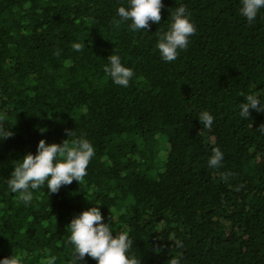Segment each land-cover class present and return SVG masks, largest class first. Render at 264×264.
Segmentation results:
<instances>
[{
	"label": "trees",
	"instance_id": "trees-1",
	"mask_svg": "<svg viewBox=\"0 0 264 264\" xmlns=\"http://www.w3.org/2000/svg\"><path fill=\"white\" fill-rule=\"evenodd\" d=\"M162 3L159 25L132 31L115 25L126 0H0V122L14 132L0 143V258L68 264L66 226L101 204L139 264H264V112L239 115L243 96L264 100V9L249 23L239 0ZM180 5L195 32L165 62L158 34ZM111 53L134 72L127 87L103 71ZM66 130L94 146L87 175L25 204L7 186L12 166Z\"/></svg>",
	"mask_w": 264,
	"mask_h": 264
},
{
	"label": "clouds",
	"instance_id": "clouds-1",
	"mask_svg": "<svg viewBox=\"0 0 264 264\" xmlns=\"http://www.w3.org/2000/svg\"><path fill=\"white\" fill-rule=\"evenodd\" d=\"M239 5V14L251 23L256 20L261 9H264V0H239ZM162 7V0H126V5H121L116 10L119 19L115 20V25L119 27L122 21H131L129 27L132 31L146 30L150 27V22L158 25L161 23ZM169 15L171 19L167 29L158 34L156 42L158 54L165 62L175 60L178 50L187 47L189 37L195 32V25L185 6L176 7ZM83 44L73 43L72 47L80 51ZM106 60L107 63L103 66L106 76L113 84L127 87L134 76L133 70L122 63L119 54L111 53ZM243 97L244 102L239 106L242 119L249 117L250 109L264 112V100L261 97L254 93ZM213 119L208 111L200 113L198 117L205 127H210ZM66 133L67 139L62 143H46L41 139L35 153L27 152L16 159L18 162L12 166L7 186L11 192L18 193L19 199L25 204L32 201L34 190L41 186L46 185L50 195L74 180L80 183L87 175V166L95 154L94 146L82 136L69 140L73 130H66ZM12 135L14 132L5 129L3 122H0V143ZM222 160V151L218 147L212 148L208 166L219 167ZM100 205L82 210L66 226L70 233L68 242L72 246L68 264H83L85 257L92 258L96 264H139L137 258L129 252L133 245L129 233L125 230L114 232L110 221L104 222ZM56 259L57 257L50 256L47 264H55ZM0 264H21V259L19 254L13 252L10 256L0 258ZM171 264H179V260L173 258Z\"/></svg>",
	"mask_w": 264,
	"mask_h": 264
}]
</instances>
